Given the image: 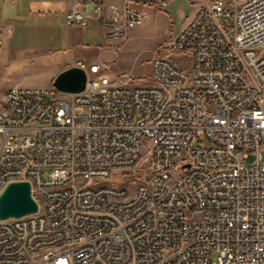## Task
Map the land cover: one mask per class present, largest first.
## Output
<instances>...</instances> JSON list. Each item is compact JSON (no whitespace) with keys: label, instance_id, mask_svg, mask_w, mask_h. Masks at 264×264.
Masks as SVG:
<instances>
[{"label":"built area","instance_id":"built-area-1","mask_svg":"<svg viewBox=\"0 0 264 264\" xmlns=\"http://www.w3.org/2000/svg\"><path fill=\"white\" fill-rule=\"evenodd\" d=\"M194 4L153 60L161 88L114 89L91 63L82 91L6 90L0 192L28 179L39 208L0 218V264H264V0ZM81 5L67 23L96 19L109 40L147 17L138 0ZM114 172L135 189L95 183Z\"/></svg>","mask_w":264,"mask_h":264},{"label":"rangeland","instance_id":"rangeland-1","mask_svg":"<svg viewBox=\"0 0 264 264\" xmlns=\"http://www.w3.org/2000/svg\"><path fill=\"white\" fill-rule=\"evenodd\" d=\"M138 2L147 10L146 20L122 39H106L103 30H18L11 41L6 37L0 47V99L12 86H37L44 91L47 100L51 99L54 95L51 90L61 93L53 83L58 69L72 57L84 59L89 76L95 75L89 71V66L96 61L102 66L101 71L121 83L156 84L152 77L153 60L192 14L194 0H171L164 7L155 0ZM11 6L12 3L3 5L6 11ZM50 24L59 29L66 27L61 15ZM5 34L9 35V31L5 30ZM168 55L186 67L192 63L189 51L168 50ZM148 165L146 159L138 171L144 173ZM128 175V172H114L95 183L123 185L132 192L137 182ZM44 178H49L48 170L44 171ZM213 261H216L215 253Z\"/></svg>","mask_w":264,"mask_h":264},{"label":"crops","instance_id":"crops-1","mask_svg":"<svg viewBox=\"0 0 264 264\" xmlns=\"http://www.w3.org/2000/svg\"><path fill=\"white\" fill-rule=\"evenodd\" d=\"M5 3H12V6L8 7L7 11L3 7ZM73 7H82L81 0H0V22L5 25V30L9 31V35H4V41L6 37H9L11 41L18 30H103L104 32L102 24L96 19H92L89 24L84 26L68 24L66 11ZM58 15H61L66 27L60 26L61 28L59 29V27H53L50 24ZM191 15L180 28L188 21ZM79 60L84 59L78 58L75 60L73 57L69 58L58 70L61 71L71 65L78 64ZM92 63L97 62L93 61Z\"/></svg>","mask_w":264,"mask_h":264},{"label":"water","instance_id":"water-1","mask_svg":"<svg viewBox=\"0 0 264 264\" xmlns=\"http://www.w3.org/2000/svg\"><path fill=\"white\" fill-rule=\"evenodd\" d=\"M88 72L74 64L61 70L54 78V86L63 92L82 91L87 82ZM39 203L33 195L28 179L9 181L0 192V218L19 217L37 211Z\"/></svg>","mask_w":264,"mask_h":264},{"label":"bare ground","instance_id":"bare-ground-1","mask_svg":"<svg viewBox=\"0 0 264 264\" xmlns=\"http://www.w3.org/2000/svg\"><path fill=\"white\" fill-rule=\"evenodd\" d=\"M124 86H133V85L124 83ZM142 87H146V85H135V89H142ZM151 88H161V81H157L156 84H152ZM114 89H123V83L114 82ZM105 188H117V186L105 184Z\"/></svg>","mask_w":264,"mask_h":264}]
</instances>
